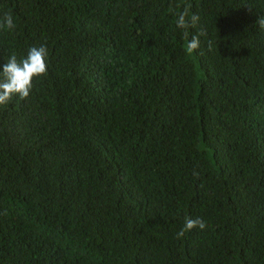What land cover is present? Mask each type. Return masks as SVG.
<instances>
[{
	"label": "trees",
	"instance_id": "1",
	"mask_svg": "<svg viewBox=\"0 0 264 264\" xmlns=\"http://www.w3.org/2000/svg\"><path fill=\"white\" fill-rule=\"evenodd\" d=\"M5 14L0 72L48 55L0 105V264H264V0H0ZM186 217L205 229L178 238Z\"/></svg>",
	"mask_w": 264,
	"mask_h": 264
},
{
	"label": "clouds",
	"instance_id": "2",
	"mask_svg": "<svg viewBox=\"0 0 264 264\" xmlns=\"http://www.w3.org/2000/svg\"><path fill=\"white\" fill-rule=\"evenodd\" d=\"M191 5L186 4L182 10L180 5L176 6V27L184 30V36L187 39L189 36L188 29L194 28L199 17L191 13ZM169 11H173L172 8ZM256 24L264 30V16L258 17ZM16 27L11 14H5L3 20L0 21V28H7L14 30ZM205 33L201 32L198 35H192L191 39L186 44V51L188 54L194 53L200 48V36ZM211 47V45H209ZM47 48L45 46L31 47L27 55L17 60L15 54L8 58V62L4 65L2 72H0V105L8 103L13 96H19L21 99H26L33 88V80L47 75ZM198 176V173L194 172ZM204 230L206 222L202 219L185 218L184 228L177 233V237H183L186 231L194 228Z\"/></svg>",
	"mask_w": 264,
	"mask_h": 264
}]
</instances>
